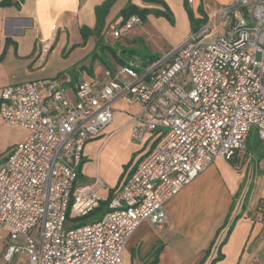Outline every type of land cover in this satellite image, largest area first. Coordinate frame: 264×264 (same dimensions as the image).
Listing matches in <instances>:
<instances>
[{"label":"built area","instance_id":"obj_1","mask_svg":"<svg viewBox=\"0 0 264 264\" xmlns=\"http://www.w3.org/2000/svg\"><path fill=\"white\" fill-rule=\"evenodd\" d=\"M218 17L224 34L204 25L145 72L120 66L106 69L102 80L64 75L2 90L1 119L28 132L0 163L5 263L23 254L25 264H122L139 226H166L167 203L217 158L245 150L252 130L264 143V0L232 2ZM136 25L138 16L115 23L113 37ZM51 46L42 42L41 53ZM119 100L139 107L132 141L153 135L154 143L116 188L108 212L77 226L75 219L108 200L99 194L103 180L79 185L78 178L85 147L113 122Z\"/></svg>","mask_w":264,"mask_h":264},{"label":"crops","instance_id":"obj_2","mask_svg":"<svg viewBox=\"0 0 264 264\" xmlns=\"http://www.w3.org/2000/svg\"><path fill=\"white\" fill-rule=\"evenodd\" d=\"M2 1L4 0H0V2ZM105 1L25 0L20 2V0H12V5L0 7V97L2 90L10 86L14 81L49 79L66 73L50 71L49 75L51 77H43L50 69V63L58 60L60 54L65 56L66 61H68L73 51L89 45L92 37H90L85 47L80 46L82 44L81 28H95V9ZM162 1L167 4L175 19H173V24H179V26L185 28V31L191 29L190 34L193 33V26L185 7L186 0ZM235 1L238 0H196V3L190 6V9L194 17L200 19L199 8L201 7L209 19V13L212 12L213 15L218 16L225 6ZM129 3L140 5V7L147 6L143 0H118L106 18L103 36L108 28L121 21L118 15ZM148 23H151L149 27L151 30L157 28V30L160 29L162 32L172 24L165 17L155 15H149L144 26ZM206 23L208 26V21ZM54 30L57 31V38L52 41ZM189 35L185 36L182 42H185ZM44 41L52 45L51 51L47 55L41 53V44ZM95 49L96 46L94 51ZM45 56L46 59L44 60L43 57ZM166 60L167 58L164 61ZM115 63L111 62V65L109 64L112 71L122 66L118 62ZM73 67L75 69L72 74L76 78L83 74V71L79 70L77 65H73ZM66 68L67 66L61 71ZM106 69L104 67L103 72L98 74L97 80L103 79ZM94 74L93 69L92 75ZM88 75L90 76L89 73ZM122 101L119 100L113 107V122L102 131L98 138L89 142L85 147V159L81 169L83 185L93 184L97 179L103 180L106 188L100 190L99 194L104 198H109L114 193L130 170L136 166L140 158L152 147L155 139L153 135H147L143 143L139 144L132 141L131 117L138 111L139 107L121 104L120 102ZM27 134L28 132L25 131L19 141H22ZM258 142L263 144L259 140ZM260 144L258 146L254 145V147L259 148ZM240 153L239 155L242 156ZM199 177L182 190H186ZM182 190L165 206L167 218L172 219L182 209L184 205V197L181 196ZM257 193L256 197H249L248 203L236 207L237 214L234 225L231 228L225 225L227 228L221 230L217 236V231L225 223L227 224L232 205L225 214L224 220L208 230L204 238L200 237L197 243L199 255L197 259L193 260L192 264L201 262L205 252L211 247L213 241H218V237L222 235L223 231H225L223 239L225 244L219 245L216 249H213V246L205 264H211L218 256L219 252L217 254L214 250L216 252L220 251L223 255V259L216 264H264V211L262 219L257 217L259 208L263 207L264 209V191H258ZM257 197L259 198L256 199ZM134 235L129 240V243L134 241ZM219 242L222 244V239ZM137 243L133 242L135 246L138 245ZM142 245L139 247L141 248Z\"/></svg>","mask_w":264,"mask_h":264},{"label":"rangeland","instance_id":"obj_3","mask_svg":"<svg viewBox=\"0 0 264 264\" xmlns=\"http://www.w3.org/2000/svg\"><path fill=\"white\" fill-rule=\"evenodd\" d=\"M145 4L147 6L144 7L164 10L160 5ZM145 21L142 20V25H136L120 39H115L113 29L108 28L102 37V45L108 47L106 50L98 47L94 51L99 39L93 36L89 45L73 51L68 61L60 54L58 60L50 63V69L43 77H51L50 71L66 72L59 76H75L72 74L75 69L73 65H77L88 80H97L98 74H101L105 67L103 62L111 65V62H116L115 58L127 65L134 64L141 72H145L174 53L184 43L182 40L185 36L191 32V29L185 31L179 24H171L164 32L157 28L151 30L149 28L151 23L144 26ZM208 26L217 36L225 33L222 20L212 12L209 13ZM112 54L116 57L114 58ZM43 58L45 60L46 56ZM66 66L67 68L61 71ZM90 69H94V75H88ZM26 81L28 80H17L10 85ZM120 103L126 105L124 101ZM25 131L18 125L5 123L0 117V163H3L18 146L21 142L19 139ZM257 141L256 132L252 130L246 149L240 153L246 154L247 157L241 171L236 170L229 161L217 158L196 182L182 190L181 196L184 197L182 209L172 219L168 217L167 224L162 229L149 221L143 222L136 234L134 233L133 242H138V247L133 242L129 243L123 254L122 264H152L157 252L160 254L158 264H192L199 255L198 240L200 237L204 238L208 230L224 220L230 206L232 205L226 225L231 228L237 214L236 207L248 203L249 197H256L258 191H264V143L256 148L254 143ZM78 184H84L80 171ZM101 218L102 213L99 212L89 219V223ZM220 236L213 249L221 245L219 240L224 241L225 231ZM7 238L8 231L0 228V264H7L3 258L9 245ZM141 244L143 245L140 248ZM214 251L217 254L219 252ZM9 264H25L24 255H16Z\"/></svg>","mask_w":264,"mask_h":264},{"label":"trees","instance_id":"obj_4","mask_svg":"<svg viewBox=\"0 0 264 264\" xmlns=\"http://www.w3.org/2000/svg\"><path fill=\"white\" fill-rule=\"evenodd\" d=\"M23 1H25V0H20V2H23ZM117 1L118 0H106L103 4L96 7V9H95L96 26L94 29H90L88 27H82L81 28L82 44L80 46L85 47L87 45L90 37L96 36L99 39V41L96 45V49L98 47H101V49H104V50H106V48H108V47H104L102 45L103 31L105 29L106 18L109 15L111 8L113 7V5ZM143 2H145L147 4H152V5H160L164 8V10H157V9L148 8V7H139L133 3H129L120 11L118 18H120L123 23H126L133 16H138L141 18V20L145 21L147 16L155 15V16H159V17H165L167 20H169L173 24L174 21H173L172 14H171L169 8L167 7V4L164 1H162V0H143ZM9 5H12V0H4V1L0 2V7H5V6H9ZM18 6H20V4H18ZM185 7H186L190 21H191L192 26H193V28H192L193 33L197 32L202 26L207 24L206 22L208 21V18L206 16V14L203 12L201 7L199 8V14L201 15L200 19H196L194 17V14L190 9V5H189L187 0L185 2ZM196 23H197V27H195ZM74 47H76V46H74ZM95 55H96V53H95ZM113 57L115 58L116 56L113 55ZM115 61L118 62V64H122V66H128L126 63H124V61H122L120 59L115 58ZM103 63L107 69H110L109 63H106V62H103ZM88 72L90 75H92V69L88 70ZM250 136L248 138V141L250 139ZM248 141H247V143H248ZM259 144H260L259 142L254 143L255 146H258ZM245 158H246V154L240 156L239 153L237 152L235 154V156L231 160H229V162L236 170H241L245 164ZM82 166H83V163H82ZM82 166L79 169L80 173H81ZM111 197H112V195L109 196V198L106 202H102L100 204V207L98 209H96L93 213H91L89 216L84 217V218H80V219H75L73 221L75 223V225L82 226V225L89 224V222H90L89 219L99 212L102 213V217H103L108 212V206H109V202H110ZM225 225H226V223L217 231V236L221 232V230H223L225 228ZM229 232H228V234H229ZM214 243L215 242L213 241L211 247L205 252V256L199 264H205L206 260L210 256V251L212 250ZM224 244H225V240L222 242L221 245H224ZM133 255L134 254L132 253L131 258H133ZM159 256H160V254L157 252L154 256V261L152 262V264H158L159 263ZM222 259H223V255L219 251L218 256L212 261L211 264H216L218 261H220Z\"/></svg>","mask_w":264,"mask_h":264}]
</instances>
